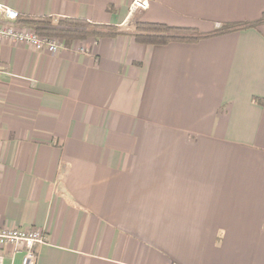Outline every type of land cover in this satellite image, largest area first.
Returning a JSON list of instances; mask_svg holds the SVG:
<instances>
[{
  "label": "crops",
  "instance_id": "obj_1",
  "mask_svg": "<svg viewBox=\"0 0 264 264\" xmlns=\"http://www.w3.org/2000/svg\"><path fill=\"white\" fill-rule=\"evenodd\" d=\"M132 1L0 3L201 34L264 13L148 0L129 15ZM125 33L55 53L0 40V229L45 234L34 264H264V27L163 46Z\"/></svg>",
  "mask_w": 264,
  "mask_h": 264
},
{
  "label": "trees",
  "instance_id": "obj_2",
  "mask_svg": "<svg viewBox=\"0 0 264 264\" xmlns=\"http://www.w3.org/2000/svg\"><path fill=\"white\" fill-rule=\"evenodd\" d=\"M18 25L34 31L43 38L60 39L64 46L68 47L73 42L87 39L115 38L126 34L120 27L97 25L79 19H51L20 16ZM264 27V13L253 23H239L221 25L208 34H201L193 28L172 27L161 23L136 22L133 32L129 35L133 40L145 46H163L170 43H193L213 36L223 35L230 32Z\"/></svg>",
  "mask_w": 264,
  "mask_h": 264
},
{
  "label": "built area",
  "instance_id": "obj_3",
  "mask_svg": "<svg viewBox=\"0 0 264 264\" xmlns=\"http://www.w3.org/2000/svg\"><path fill=\"white\" fill-rule=\"evenodd\" d=\"M148 6V0H133L129 4L128 14L131 15L135 12L146 11ZM19 17L18 12L0 3V40L8 39L14 43L33 47L37 51L46 50L50 53H55L62 48V42L58 44L18 25L17 21ZM45 243L46 236L40 230H24L19 228L10 230L0 229V264H6L2 252L6 247L13 249L9 257V264H13L14 256L19 251H23L24 253L21 264H34V247Z\"/></svg>",
  "mask_w": 264,
  "mask_h": 264
},
{
  "label": "rangeland",
  "instance_id": "obj_4",
  "mask_svg": "<svg viewBox=\"0 0 264 264\" xmlns=\"http://www.w3.org/2000/svg\"><path fill=\"white\" fill-rule=\"evenodd\" d=\"M25 28V27H24ZM126 28V27H125ZM120 28L123 32H127V31H131V32H133V27H129V28ZM25 29H27V28H25ZM28 30V29H27ZM32 31V30H31ZM34 32V31H33ZM48 39H50L51 41H53V42H56V43H60L61 42V40L60 39H56V38H48Z\"/></svg>",
  "mask_w": 264,
  "mask_h": 264
}]
</instances>
